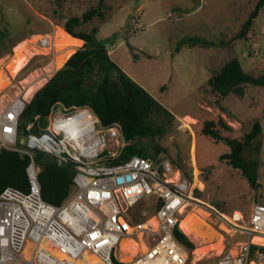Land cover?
Here are the masks:
<instances>
[{"label":"rangeland","instance_id":"374dc122","mask_svg":"<svg viewBox=\"0 0 264 264\" xmlns=\"http://www.w3.org/2000/svg\"><path fill=\"white\" fill-rule=\"evenodd\" d=\"M100 1H0V78H9L16 45L34 39L29 43L32 53L27 65L7 86L3 87L0 80V111L17 95L26 94L32 84L43 78L46 83L58 70L51 68L48 72L61 52L54 45L39 46L37 36L55 33L57 26L63 28L62 22L82 17L89 9L101 5L105 18L96 16L81 29L98 27V38L111 51V58L176 117L172 130L161 139L143 142L149 149L158 143L162 147L160 155L169 158L193 182L197 176L203 187L199 194L203 200L228 216L234 211L248 216L254 204H264V86L246 84L244 96L232 93L221 98L208 81L235 57L240 59L245 72L264 75V9L247 38L234 40L258 0H103V4ZM187 38H201L214 45L182 43ZM78 48L74 47L75 51ZM220 117L233 128L222 129L223 135L231 138H243L256 120L262 123L258 188L251 187L239 169L220 159L230 150L226 141L202 133L205 121H218ZM152 198L155 199L144 198L127 212L126 218L132 220L138 213L149 216ZM203 210L208 213L207 222L222 237V246L221 249L218 246L219 237L209 241L189 237L195 248L190 251L188 264H217L225 250L244 240L215 213ZM196 249L207 251L197 253Z\"/></svg>","mask_w":264,"mask_h":264},{"label":"built area","instance_id":"2783aa9c","mask_svg":"<svg viewBox=\"0 0 264 264\" xmlns=\"http://www.w3.org/2000/svg\"><path fill=\"white\" fill-rule=\"evenodd\" d=\"M54 33L42 34L41 47L53 46ZM17 95L0 111V143L30 157L29 189L6 187L0 194V264H188L190 250L175 236L193 209H206L236 234L244 236L225 250L217 264H264V204H254L246 216L219 212L197 193L194 182L167 157L153 160L135 155L116 162L129 143L119 122L104 124L88 105L55 103L43 127L40 116L28 126L27 144L18 146L19 119L28 100ZM72 166L74 191L61 204L43 198L40 167L34 151ZM146 197L159 203L149 218L134 224L127 212ZM182 230V229H181ZM132 240L139 249L131 254L122 242ZM29 243L31 248L26 252ZM61 254L62 256L58 255ZM81 261V263H80Z\"/></svg>","mask_w":264,"mask_h":264},{"label":"trees","instance_id":"16d2710c","mask_svg":"<svg viewBox=\"0 0 264 264\" xmlns=\"http://www.w3.org/2000/svg\"><path fill=\"white\" fill-rule=\"evenodd\" d=\"M100 4H103V0ZM263 9L264 0H258L234 40L247 38ZM96 16L102 19L106 16L101 5L89 9L82 17L74 16L61 23L70 35L82 39L84 44L27 103L19 119L18 136L21 140L30 132H39L36 125L28 129L37 116H40L41 125L45 127L50 110L57 102L66 106L88 105L100 116L104 124L119 122L122 126L124 136L129 143L116 162L126 161L135 155L153 160L159 159L162 157L160 155L162 147L155 143L153 149H149L143 140L156 142L161 139L172 130L176 117L111 58L110 50L98 38V27L87 31L81 29ZM184 42L202 46L214 45L201 38H187L182 41ZM208 84L221 98H226L232 93L242 97L245 94L246 84L264 86V75L255 76L245 72L240 59L235 57L216 71ZM222 129L231 131L233 128L223 117H220L218 121H205L202 133L215 140L226 141L230 150L223 153L220 159L239 169L251 187L258 188L260 156L263 148L262 123L256 120L252 129L241 139L224 136ZM18 146L22 147L20 141ZM33 156L41 169L39 178L43 198L53 204L63 203L74 191L73 167L59 164L52 156L42 151H34ZM29 163L28 155L6 147L0 148V194L6 187L22 191L29 189L27 174ZM197 193L200 194V191L197 190ZM151 203L153 206L151 214L133 215L134 224L144 221L157 211L159 208L157 200L152 198ZM175 236L188 250L192 251L195 248L194 242L181 229L175 230ZM256 250L264 252V247L254 245L253 252Z\"/></svg>","mask_w":264,"mask_h":264},{"label":"bare ground","instance_id":"6f19581e","mask_svg":"<svg viewBox=\"0 0 264 264\" xmlns=\"http://www.w3.org/2000/svg\"><path fill=\"white\" fill-rule=\"evenodd\" d=\"M40 37H41V35L37 36L38 39ZM33 38H35V37H33ZM32 41H34V39L33 40H25V41L21 42L19 45H17V47L15 48L14 60L9 65V70H10L9 78L8 77L5 78V76H2L0 78V80L2 81L3 87L7 86L10 83V79L15 77L29 62V60L31 58V53H32L30 48H29V43ZM81 44H82V40L73 37L67 31H65L62 28L57 26L55 33H54V41H53L54 46L53 47H55V49L61 53L55 57L54 61L50 65V70H48V72L52 71L51 68L53 70L61 68L64 65V63L67 61V59L69 57H71V55L75 52L74 47L80 46ZM45 81H46V79L43 78L42 80H39L35 84H32L27 90L28 94H26L27 95L26 99L30 98L32 96V94L45 83ZM196 187L203 188V187H201V184L198 181L197 176L195 177V180H194V189ZM214 208L217 209L219 212H221L219 210V208H217L216 206H214ZM197 209L198 210L193 209L194 211L191 210L192 212H189L185 216V218L181 222V229L192 240H198L199 238L200 239L203 238V239H206L209 241V240H213L215 237H219L218 246L221 249L222 237L207 222L206 218L208 217V213L205 212L203 209H200V208H197ZM254 241H256L258 243H264V237H255ZM212 244L210 243V245H212ZM31 246L32 245L29 243V246L27 247L26 252L31 248ZM122 246L124 248H129L131 254L136 253L139 249L145 248L144 245L138 246L137 243L132 241V240L123 241ZM201 249H198V250L196 249V252L205 254L207 250H201ZM206 249H207V246H206ZM58 255L62 256L61 254H58ZM87 259H88L89 264H95L98 261V259L93 255L87 256ZM80 263H81V261H80ZM251 264H256V263L252 262Z\"/></svg>","mask_w":264,"mask_h":264},{"label":"crops","instance_id":"0c3cea01","mask_svg":"<svg viewBox=\"0 0 264 264\" xmlns=\"http://www.w3.org/2000/svg\"><path fill=\"white\" fill-rule=\"evenodd\" d=\"M62 29L65 30L64 28H62ZM65 31H66V30H65ZM75 38H76V37H75ZM78 39H80V38H78ZM80 40H82V39H80ZM23 41H25V40H23ZM23 41H21V42H23ZM21 42H19L17 45H19ZM83 44H84V41L82 40V44H81L80 46H77V47H81ZM17 45H16V47H17ZM16 47H15V48H16ZM110 52H111V51H110ZM44 84H45V83H44ZM42 86H43V85H42ZM40 88H41V87H40ZM40 88H39V89H40ZM39 89H38V90H39ZM38 90H36V91L32 94V96H31L30 98L27 99L28 102L31 101V99H32L33 96L37 93ZM17 93H18V92H17ZM26 94H28V91H26ZM26 96H27V95H26ZM26 96H25V97H26ZM26 98H27V97H26ZM177 116H179V115H177ZM256 237H260V236H256ZM254 263H255V262H254Z\"/></svg>","mask_w":264,"mask_h":264},{"label":"water","instance_id":"95a60500","mask_svg":"<svg viewBox=\"0 0 264 264\" xmlns=\"http://www.w3.org/2000/svg\"><path fill=\"white\" fill-rule=\"evenodd\" d=\"M20 143H21V145H26L27 144V137L26 136H23L22 138H21V140H20Z\"/></svg>","mask_w":264,"mask_h":264}]
</instances>
